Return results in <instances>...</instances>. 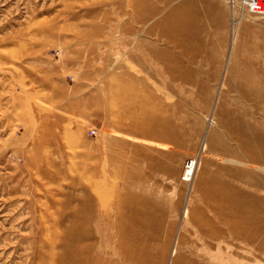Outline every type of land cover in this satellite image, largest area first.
<instances>
[{
  "label": "rangeland",
  "instance_id": "374dc122",
  "mask_svg": "<svg viewBox=\"0 0 264 264\" xmlns=\"http://www.w3.org/2000/svg\"><path fill=\"white\" fill-rule=\"evenodd\" d=\"M184 1L151 0L138 23L125 0H0V264H71L81 184L104 195L105 253L140 210L153 264L179 250L264 264L232 233L254 228L250 203L264 225V0H235L233 22L225 0H200L177 46Z\"/></svg>",
  "mask_w": 264,
  "mask_h": 264
},
{
  "label": "bare ground",
  "instance_id": "6f19581e",
  "mask_svg": "<svg viewBox=\"0 0 264 264\" xmlns=\"http://www.w3.org/2000/svg\"><path fill=\"white\" fill-rule=\"evenodd\" d=\"M160 1L163 4H167L172 0H160ZM199 1L200 0L184 1L183 3L184 14L182 17V21L178 25H175L178 26V29H180V35L182 36V38L179 39L180 42L179 41L177 42L175 40L177 38V35L174 34L170 35L171 39L169 37L168 39L171 42L172 40L175 41L172 42L173 44L177 46L185 45L187 41H189L191 38H194L196 36V22H197V17L199 15V10H198ZM125 2L128 4V6L135 7L132 10L133 13L135 12L143 13V11H145L144 14L145 16L141 19L139 18L137 19L138 23L139 21L140 23H145L147 21H150L157 14L156 6L151 3V0H125ZM225 3L228 4L229 7L231 8L232 22H233L236 13L235 8L237 7L236 1L225 0ZM164 34L165 33H163V35ZM232 48H233V43H232ZM156 56L157 58L160 59L164 57V53L162 52L157 53ZM168 68L170 71L171 79L176 80L179 78L184 82H189V77H187L184 74L182 76H175L176 71L173 63L169 64ZM121 95L122 97L123 95H125L124 89L121 90ZM126 115L129 117L128 119L131 120L132 123L135 122L134 120L135 115L133 113H128ZM145 116L146 118L148 117L147 114H145ZM195 165L196 163L194 160L191 163V173L193 172V169L196 167ZM102 168H103L102 163L101 164L98 163L96 164V168L92 169V171L94 170V172L92 173L88 172V177L93 180V185H95L96 188H100V185L101 187L103 186L101 183L104 182V176L99 173ZM95 171L98 172L95 173ZM110 179L112 178L110 177ZM81 185L85 190H87L88 198L87 200L82 202L83 210L77 209L73 211L72 222H71V264H153L149 247L145 246V242H144V239L146 238L149 239L153 237L152 233L148 230V224H147V221L149 219L148 215L140 210L130 211L129 213L122 211L121 212L122 221H121V225L119 224V228H118L119 241L116 244L117 245L116 249L117 248L119 249L117 255L114 252H112L111 254L107 252L105 253L104 235L106 232V228L105 225L103 224L104 222L103 214H104L105 206L103 204V201L101 200L104 199V195L100 190L102 198L100 197L101 199H97V195L95 191L89 189L84 184ZM221 185L224 186L223 184ZM106 192H109V190ZM217 192H218V195L216 197L217 204L224 206L228 205V203H230V200H227L228 197L227 193L224 192L222 189H219V191L217 190ZM263 204H264V200H263ZM247 207H248L247 211H249V215H251L250 217H248V221L250 222V224L255 225L254 228L252 227L246 230L245 226L243 225L242 226L243 231L240 235H237V231L234 228L232 229V233L235 237L241 239V242L245 244L244 250L248 254H251L249 247L253 245H257L255 247V254H257L256 256H261L264 255V238H260L259 235L262 231H264V225L259 219L254 218L252 215L253 214L252 211L255 209V204L250 203V205ZM262 210L264 211V205ZM95 217H97L98 220L94 226L93 221ZM244 256L249 258L246 255ZM173 261H174L173 264H223L222 258L211 257L207 255L205 250L201 251L200 253L198 252L196 253L194 251H189L188 253L185 252L182 253L181 250H179L177 257H175Z\"/></svg>",
  "mask_w": 264,
  "mask_h": 264
},
{
  "label": "built area",
  "instance_id": "2783aa9c",
  "mask_svg": "<svg viewBox=\"0 0 264 264\" xmlns=\"http://www.w3.org/2000/svg\"><path fill=\"white\" fill-rule=\"evenodd\" d=\"M91 133L94 135L95 134V131H91Z\"/></svg>",
  "mask_w": 264,
  "mask_h": 264
}]
</instances>
